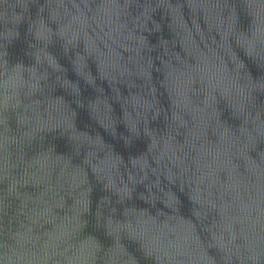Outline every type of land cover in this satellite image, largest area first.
<instances>
[{"label": "water", "instance_id": "obj_1", "mask_svg": "<svg viewBox=\"0 0 264 264\" xmlns=\"http://www.w3.org/2000/svg\"><path fill=\"white\" fill-rule=\"evenodd\" d=\"M0 264H264V0H0Z\"/></svg>", "mask_w": 264, "mask_h": 264}]
</instances>
